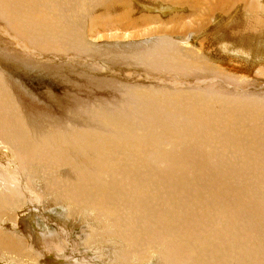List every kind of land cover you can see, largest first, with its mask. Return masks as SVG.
<instances>
[{"label":"bare ground","instance_id":"1","mask_svg":"<svg viewBox=\"0 0 264 264\" xmlns=\"http://www.w3.org/2000/svg\"><path fill=\"white\" fill-rule=\"evenodd\" d=\"M126 1L102 0L96 4L94 0L91 5L97 15L104 12L101 10L107 2V14L102 18L92 16L91 20L102 23L108 32H134L159 19L150 10L170 13L173 9H186L188 18L194 19L191 26L179 24L185 19L174 13V27L157 31V34L179 35L178 41L199 34L209 23L225 20L214 35L219 57L210 58L221 66L215 70L228 72V78L212 80L214 67L208 61L195 60L193 51L177 41L172 46L165 43L168 47L149 55L142 64L145 70L158 73L167 64L182 71L195 69V84L219 80L218 89H221L220 80L254 82L257 78L252 72L264 69V0H259L258 6L253 5L254 0H139L142 9L148 11L139 16H134L137 8L127 6ZM38 2L43 3L44 9L37 6ZM57 4L58 0H0V37L12 45L18 42L27 52L32 45L36 50L43 47L59 51L63 46L67 51H80L82 43L87 44L83 35L63 26L61 29L58 27L61 18H56L59 15L45 12ZM51 9H57L58 13L57 7ZM152 34L155 33L149 31L131 37ZM17 36L24 40L27 36L52 39L42 40V44L28 40L26 48ZM140 74L146 83L166 85L163 72L153 77L149 73ZM192 82L179 75L169 83L170 90L166 86L154 89L161 93L147 92V87L142 86L135 91L134 99L147 104L134 103L126 110L131 115L122 111L121 118L117 116L119 113L97 111L80 129L76 124L78 119H70V123L52 120V128L63 124L60 127L63 129L49 134L47 140L40 133L38 142L31 133L27 112L0 72V145L3 144L0 148L6 149L0 150V264H89L90 253L76 261L67 259L73 253L78 231L82 233L78 247L86 254L93 251L95 259L92 258L104 264H148L153 259V264H264V195L257 199L253 193L257 186H262L264 192V160L257 158L264 150V103L258 93L249 96L245 90L238 93L241 100H217L220 95H209L208 100L204 94L196 96L190 92ZM136 106L138 110L132 112ZM176 112L187 119L172 118ZM130 118L133 124L128 130ZM89 123H98L102 131ZM110 130L118 133L107 132ZM61 153L73 154L83 164L71 169L74 181L59 171L63 168L57 164ZM224 153L248 156L243 159L244 163L241 161L242 169L236 170L227 166ZM35 159L40 162L39 166L27 168ZM101 159L111 160V166L104 167L102 161V166L89 168ZM243 169L255 178H247L240 187L235 181L244 175ZM210 170L212 174L208 173ZM24 171L27 175L22 174ZM28 171L36 179L43 176L44 187L31 179ZM29 184L54 192L48 193L51 198L41 203H47L46 209L63 215L71 224L67 227L68 223H64H67L62 232L64 237L52 230L47 232V226L41 227L47 230V235L43 232L48 248L38 247L32 231L24 228L33 211L28 210L26 203L30 204L29 208L34 207ZM55 193L57 196H53Z\"/></svg>","mask_w":264,"mask_h":264},{"label":"rangeland","instance_id":"2","mask_svg":"<svg viewBox=\"0 0 264 264\" xmlns=\"http://www.w3.org/2000/svg\"><path fill=\"white\" fill-rule=\"evenodd\" d=\"M95 1L97 2L96 4L102 2V0H95ZM254 1H253L254 2L253 5L258 6L260 1L259 0H257V2L256 0ZM93 2L94 0H84V4H82V0H58L57 6L54 5L53 7H51V8L57 7L58 13H57V9H55L56 11H53V9L51 8H50L51 10L49 9L45 11L46 13L53 12L52 14L55 13L56 15H59L56 18L59 19L61 18L60 21L58 20L59 21L58 27H60L61 29L67 28L74 32L79 31L83 35L84 42H87V44L82 43L83 47L80 49V51L75 49H71V50L68 49L67 51L63 46L60 47L59 51H57L58 50L57 48H50V50H44L45 48L43 47H42L43 49L39 48L36 50L35 46L32 45L28 49V50L31 49V51H28L29 52L28 53L26 50L21 48V46H19L18 42H14L12 45L10 42H8V40H4L5 39L4 37H0V72H2V74L5 76L6 81L10 86L12 92L14 93L19 105L27 112V120L29 121V127L31 129V133L34 139L38 140V142L41 141L39 140L41 136H44V138L47 140L49 134L55 131H61L63 129L60 128L63 126V124L59 126L56 124L55 127L52 128L53 126L51 123L52 120H57L56 123L62 121H66L70 123L69 121L70 119L71 120L78 119L76 120L77 122L76 124L77 126H79L80 129V127L84 126L87 123L85 120L90 119L92 113H96L97 111H106L108 113L109 112L119 113L123 111L131 115L130 111H126V110H129V108L134 103L138 104V106H145L147 104V103L145 104L144 102H135L134 94L136 90L141 89L142 86L147 87L148 89L147 92H151L153 90V92L155 93H161L159 91L160 90L159 87H164V86H166L170 90L171 85L169 83L174 78L175 80H177L179 75L186 76L188 82L193 81L192 83H190L189 86L190 92L192 94L196 96L198 94H204L205 96H207L208 100L210 99L209 95H220L221 97L220 96L216 97L217 100L219 99L239 100L241 97L238 96V93H241L242 90H245L246 91L245 94L249 96H254L255 94L258 93L262 98V102L264 103L263 67L252 72L253 75L256 76L255 78H257V80H255L256 82L254 81L255 83L251 81L244 82L237 79L220 80L221 89H218L220 87L219 80L214 81L211 84L208 83L206 85H201L199 83L195 84V80L197 78L195 69L182 71L177 66L173 65L172 67L171 65L167 64L164 70L155 73L153 72V69L146 68L145 70V68L142 66V64L146 63V59L148 58V56L151 55L152 53H155L157 49L168 47L167 44L165 43H168V45L172 46V45H176L177 42H182L184 45L183 47H188L187 49L193 51V53L195 54V60L197 58V61L199 60L200 62L208 61L209 65L214 67V70L218 68L220 69L221 66H219V64L216 63L214 60H212L210 57L211 56H213L214 58L219 57L215 52L217 45H215L214 35L216 33V29L218 30L221 27V25L225 23L223 22L224 19L220 20L216 24L209 23L207 24V27L203 31L201 30L199 31L200 32L199 34L195 36L190 35L187 36L185 39H179L178 41L177 36L179 35H173L169 33L157 34V31H161V30L163 31L164 28H168V29L173 28L174 25L176 24V23L173 24V19L175 18L174 16L176 14L178 15L180 14L185 19L182 20L183 22L180 21L179 24L183 23V25L191 26L192 21H194V19L188 18L189 15L188 11L186 9H180V10L173 9L170 13L169 12L166 13V12H159L157 10H150V12L153 13L152 15H155V17H159V19L156 20L155 24L153 23L151 25L144 26L142 27V29L140 27L137 31L134 32H124V33L111 32V31L108 32L107 29H103L104 27L102 23L94 22L91 20L92 16L102 18L107 14L106 12L107 2L105 8H102L101 10V11L104 10V12L101 15H97L96 14L97 12L94 11V7L91 5ZM126 2H128L127 6L130 4L137 8L138 12H136L134 16H139L140 13L148 12L142 9V4L140 3L139 0H127ZM255 3H257V5H255ZM63 5H65L66 7ZM37 6H39V8H42L41 6H43V3L38 2ZM215 15L218 16L219 12H217ZM63 16H65L67 19L65 20L64 19L65 17ZM158 20L159 22H157ZM61 21H63V23ZM69 24L70 25L73 24V25L69 26ZM61 26H63V28ZM68 26L70 28H68ZM38 31H40V28L37 30V32ZM149 31H153L155 34L147 35L139 38L131 37L132 35L137 36L135 34H146ZM115 35H119V36L116 37ZM169 35H171L172 37L171 36L169 37ZM14 37L16 38V36ZM18 37L19 36H17V39H21L22 45L25 46L26 48H27L28 40L30 43H34L35 41H37L39 44H42L41 43L42 40L52 39L50 37L39 38V37L27 36V39L24 40L22 39V36L19 38ZM6 43H8V45ZM197 54L199 55V58ZM140 72L149 73L152 77L161 75L160 73L163 72L164 74H166V79L164 80L166 82V85H162L161 83L159 85H155L154 83H150V82L146 83L145 82L146 80L143 79ZM128 74L130 75L128 76ZM211 74L213 75L212 80H216V78L221 79L223 77L228 78L230 76L228 72L221 73L219 70H215ZM258 77L260 79L259 81H258ZM261 79H263V81ZM156 88H158L159 90L155 91L154 89ZM172 88L175 89V87L173 86ZM233 97L234 99H232ZM129 98L130 100H128ZM94 105L95 107H105V108L93 109L94 107L92 106ZM138 106L133 107L132 112L133 111L136 112L138 110L137 109ZM71 112L72 113L76 112V113L71 114ZM177 114L178 112L173 113V116L171 117L172 118L177 117L180 118L181 120L187 119L186 116H182L183 117L182 118L180 114L178 115ZM122 115L124 114L122 113L117 114V116L120 118ZM41 120H47L49 121V123H44ZM89 124L98 126V123H89ZM132 124H133V118H130V123L126 125L128 130H129V126H131ZM98 127L102 131V128L100 126ZM86 130H88L87 127ZM107 132L118 133L116 130L113 131L110 130ZM40 133L41 136H39ZM2 145H0V147H2ZM0 150L4 152L6 151L4 147L0 148ZM100 152L104 154V150H101ZM236 154L237 155L229 156V154L224 153L225 155L224 161H226L225 163H227V166L230 169L235 168L236 170H240L242 169L243 163L245 162L243 161V159L247 157L248 154L247 155L246 153H241V154L236 153ZM110 156H113L114 159L117 158L116 154H111ZM257 158H259L260 160L262 159L264 160V150L257 154ZM44 159L50 160L47 158ZM102 161L104 167L111 166V164L109 163L111 162V160L108 161L107 159L105 160L101 159V162H97L96 164H91L89 168L93 169L96 166L99 165L102 166ZM241 161L243 163H241ZM228 163L229 164L232 163L230 164L231 167ZM39 164L40 162L35 159L34 161L27 164V168H36L39 166ZM57 164L63 165V168H60L59 171L63 173L67 179L72 181L75 180V177L71 169H78L83 165L80 163L79 157L73 154L68 155L63 153L60 154V158L57 161ZM208 173L212 174V171L210 170ZM22 174L27 175V172L24 171ZM243 174L244 175L241 174V177H239V179L240 178H244V179H241V181H239L238 179L237 181H235V185L242 187L244 186L247 178H255L253 176L254 174L252 175L247 174V170L245 169H243ZM28 175H30L29 176L30 178L32 176L31 179L37 180L44 187L43 176L40 177L39 175L38 179H36L37 177L34 178L35 176L30 171H28ZM206 177L211 183H215L214 180H210L208 176ZM29 187L31 188L30 194H32L34 197L33 198L31 196L32 199L31 201L34 207L29 208L30 204L25 202L28 210H33V211H31V213L28 212L29 219L27 217L28 219L27 224H25L24 228L25 229L28 228L30 232L32 231L35 239L34 241L37 243L38 247L43 249L44 245L45 247H47L46 246L47 242L45 243L46 239L44 240L45 236L47 235L46 231L48 230L47 232H49V230L50 231L52 230L61 237L63 235L62 233L63 229L66 230L65 226L68 223L67 227H69L70 222L67 221L63 217V215L59 214L60 216L59 217L56 212L52 213L50 212V210H48V208L46 209V207L48 206L47 203H41L42 201L47 200L45 198H51V196L48 193H54V192L48 189L40 188L38 186L34 187L31 184H29ZM257 189L255 188L254 189L255 191H253V193L257 194L256 197H258L257 199H259L260 196L264 195L263 194L264 192L261 191L262 186L261 187L257 186ZM253 193L252 196H254ZM57 194L58 193H55L53 194V196H57ZM24 199L27 198L25 197ZM41 204H43V206ZM178 204H181V201H178ZM35 207H37L38 209ZM60 208L61 207H58L59 210ZM39 213L40 215L42 213V215L40 216ZM43 214L44 215L49 214L50 216L49 215L44 216ZM47 217L48 218L54 217L56 219L54 218L48 219ZM57 217L58 218L62 217V218L61 220H58ZM96 218H99V216H97ZM54 220L55 221L58 220V222H55ZM44 221L46 222L48 221L50 223L46 224V222ZM65 222L67 223L64 224ZM42 226L43 227L47 226L45 227L47 228V230H42L41 229ZM87 227L88 226L85 225V230L88 231ZM97 229H99L100 231L99 226H97ZM28 230L26 232H29ZM43 231L45 232L46 235L44 234ZM81 235L82 233L78 231V233L75 235L76 237L74 236L75 242L73 243V249H72L73 253L72 254L70 253L69 258L67 259H72L76 261L80 259L79 257L88 255V253H90L89 257L92 259V262L89 264H101V263L104 264L103 262L94 260L95 258L92 255L94 253L93 251L87 252L86 254V251L83 250V248L78 247L79 244L78 242L80 240V237H82ZM40 239H42L44 242H42V240ZM39 242L43 244H38ZM28 244L29 242L27 243V245ZM28 251H29L28 249L25 250L26 253H28ZM107 252L110 255L109 250H107ZM33 257L35 258L34 261L37 262L36 261L37 258L35 257V255H33ZM24 260L26 261V259ZM30 262L33 263L32 260H30ZM153 262L154 259L151 260L150 263L148 264H153Z\"/></svg>","mask_w":264,"mask_h":264}]
</instances>
